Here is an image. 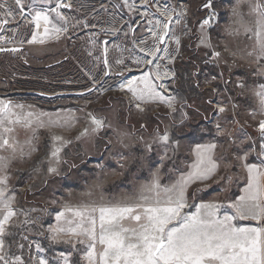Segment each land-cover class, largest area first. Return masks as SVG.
<instances>
[{
    "label": "rangeland",
    "instance_id": "obj_1",
    "mask_svg": "<svg viewBox=\"0 0 264 264\" xmlns=\"http://www.w3.org/2000/svg\"><path fill=\"white\" fill-rule=\"evenodd\" d=\"M121 1L127 12L126 20H122V29L117 24L110 23L113 41L108 45L105 57L101 49H97V36L96 40H92L97 43L96 46L93 43L90 46L91 41L84 40V46H80L76 57L68 49L59 52L54 42L49 43L48 50L38 45L55 35L45 37L44 32L42 33L43 21L39 22L40 26L37 28L33 14L35 11H45L47 8L43 5L56 0H36L35 4L32 0H24L25 7L20 9L14 6L11 17L0 9V48H8L4 53H0V100L25 105L24 111L44 113L41 118L45 122L49 118L58 119L63 125L39 129L38 151L30 158L12 162L9 169V187L16 190V206L35 209L31 216L37 223L35 226H29L30 230L26 231L29 234V242L40 244L44 251L41 252L33 246L31 264H37L41 257L47 259L49 264H63L62 260H56L54 257H58L61 252L67 254L70 248L67 244H55L65 247H57L60 250L57 249L51 256L49 250L55 246L49 239V229L60 223L56 215L63 211L65 206L96 200L98 190L91 197L85 196V193L93 190V186L102 184L106 196L130 195L140 184L150 181L157 169L162 187L176 184L182 176H187L192 170V165L196 162L197 143H216L217 156L224 154L225 150L231 154L233 149L227 141L216 137L217 123L222 126L226 124L237 138H242L241 126L253 138L259 135L257 124L264 116L257 113L253 117L249 114V111L257 106L256 97L253 95L254 86L264 82L261 78L254 77L255 59L247 56V51L253 47L254 41L243 36H228L224 31L234 19L231 15L234 0H216L213 5L219 13L218 20L206 31L211 37L215 51L221 52L220 58L215 62H207L211 60V50L200 43V24L208 15V10L203 8L206 0H148V4H145L144 0H127V4L125 0ZM8 3L13 4V0H8ZM165 4L175 6L176 12L181 9H186V12L179 23H176V13H173L169 35L164 41H158L150 30L157 31L158 35L162 34V26L157 29L156 21L165 19L160 14ZM128 5L134 7L130 9ZM105 8L106 6L100 10L104 11ZM239 11L248 13V6L242 4ZM117 14L115 12L112 16ZM99 17L103 21L105 14L100 13L97 18ZM244 19L251 18L246 15ZM4 20L7 21L6 24L2 22ZM103 23L105 25L102 27L107 29L106 24L109 23ZM214 28V31H210ZM116 29L118 31L113 33ZM104 34L103 31L96 35ZM33 35L37 36V40L29 43ZM89 35L93 37V34ZM177 38L179 44L176 43ZM154 43L160 49L167 48L168 54L158 52L159 59L148 56V51ZM60 53L67 59L58 66L52 65L61 58ZM231 53H235V59ZM147 59L153 60L152 66L146 63L137 64L138 60ZM155 64H160L162 71L164 65L175 71L176 78L172 84L167 80L162 83L166 93L176 96V113H172L162 102H142L134 98L131 92L121 89L124 80L133 76L141 77L144 71L154 70ZM237 78L245 81L243 88L236 87ZM182 84H187L186 88L191 93L190 108L183 112V116L179 114L186 108L183 103L189 99L179 98V95H182ZM139 86L143 87L142 84ZM137 103L143 111L136 108ZM233 104L238 105L235 112ZM218 107H226L227 111L218 113ZM204 111L210 112L211 116L206 123H202L205 120L200 119ZM89 114L104 118L105 127L95 134L77 140L76 137L80 136L85 128L91 129L93 126ZM233 115L238 124L232 121ZM181 119L184 120L183 124L180 123ZM195 128L204 130L197 137L201 140L196 142L189 138L193 136L192 130ZM165 131L171 136L176 133L175 140L180 141L178 148L175 145L165 148L162 143H156L158 135H163ZM50 133L60 135L72 143L63 148L61 157L64 162L59 165L57 174H47L46 163L41 164L39 170L34 172L32 169L36 167L35 164L30 166L33 160L37 158L41 161L57 146ZM19 134L21 139L25 138L23 130H19ZM201 136L203 137L200 138ZM146 143L153 144L151 151L145 149ZM165 152L168 158L161 166V158ZM249 162L260 163V159L250 157ZM228 174L234 177L230 186L224 185L223 181L219 185L215 183ZM237 176L240 177L239 180H236ZM21 177L23 180L17 184ZM245 178L243 169L233 168L228 172L222 169L206 183L189 186L188 191L191 192L196 186L204 188L211 185L197 202L215 201L230 204L243 194ZM191 202L189 197V203ZM185 211L194 212L195 208ZM224 211L231 214L235 210L221 209L222 214ZM23 219V216H19L13 223ZM244 221L252 223H243ZM253 222L255 221L250 219L234 221L237 226H255ZM80 255L82 254L73 252V262L76 257L79 259Z\"/></svg>",
    "mask_w": 264,
    "mask_h": 264
},
{
    "label": "snow or ice",
    "instance_id": "obj_2",
    "mask_svg": "<svg viewBox=\"0 0 264 264\" xmlns=\"http://www.w3.org/2000/svg\"><path fill=\"white\" fill-rule=\"evenodd\" d=\"M32 2L35 4L36 0ZM214 2L216 0H206L203 8L208 10V15L200 24L202 32L200 43L211 50V60L207 62H215L221 56V52L215 51L211 37L206 31L218 20L219 13L213 7ZM144 3L148 4V0H144ZM242 4L248 6V13L239 11ZM14 6L22 9L25 7L24 0H13V4H9L8 0L0 2V9H3L9 17L12 16ZM71 7V3L65 4L61 0L56 3L55 8L35 11L33 19L36 21V27L39 28V22L44 21V36L58 35L63 29L56 26L51 13L54 12L59 20L66 23V17L60 9ZM128 7L131 9L134 5ZM185 12L186 9L176 12L175 6L170 7L165 4L163 12L160 13L165 19L156 21L157 29L162 26V34L158 35L157 31L150 30L151 34L158 41L164 40V37L169 35V26L174 19L173 13H176L175 21L179 23ZM231 15L234 19L224 29L226 35L243 36L254 41L253 47L247 51V56L255 59L254 77L264 80V0H234ZM246 15L251 19L245 20ZM2 22L7 23L6 20ZM36 40L37 36L33 35L32 40L28 42L32 43ZM179 42L177 38L176 43ZM227 50L225 47V51ZM0 51L5 49L0 48ZM104 51L106 53L107 48ZM141 51L143 52L144 49L142 48ZM160 51L168 54L167 48L160 49L154 43L148 51V56L159 59L157 53ZM231 55L235 59V53ZM172 59L174 60L175 57ZM140 63L152 66L153 60H138L137 64ZM229 70L231 71V66ZM175 78V71L167 65L163 66L162 71L161 65L155 64L154 70L144 71L141 77L128 80L121 85V89L131 92L134 98L142 102L145 100L162 102L172 113H176L178 111L175 106L176 96L166 93L162 83L167 80L172 84ZM141 84L143 87L139 86ZM244 86L245 81L237 78L236 87ZM253 95L256 97L257 106L254 110H250L249 114L253 117L257 113L264 116V82L254 86ZM135 106L140 109L139 103ZM25 107L22 104L0 100V264H31V260L25 259L23 254L25 248L23 242L29 241V237L24 235L23 231L17 232L14 229L30 230L29 226H35L37 223L31 216L35 209L16 206V190L9 187L10 166L12 162L30 158L38 151L39 129L63 126L58 119L49 118L45 122L41 118L44 113L24 111ZM232 107L235 112L238 105L233 104ZM216 111L225 113L227 108L218 107ZM181 114L184 115L182 111ZM89 116L93 126L91 129L85 128L80 136L76 137L77 140L95 134L105 127L104 118H97L91 114ZM232 121L238 124L235 115ZM180 123L183 124L184 120L181 119ZM19 130H23L26 134L24 139L20 138ZM203 131L195 128L192 130V135L198 137ZM257 131L258 137L253 138L241 126L242 138H237L226 124L222 126L217 123L216 137H222L227 141L229 147L233 149L231 154L225 150L224 154L217 156L216 143H197L196 162L192 165V170L170 187H162L159 169L153 173L150 181L140 184L130 195L106 196L102 184L93 186V190L85 193V196L91 197L98 190L99 195L96 200L65 206L63 211L57 213L56 219L60 223L49 229V239L52 244H67L70 251L67 254L61 252L54 259L62 260L63 264H73L72 256L75 252L82 254L75 264L81 262L83 264H264V223L261 226H237L234 223L238 219L264 222V119L258 122ZM50 135L57 146L37 163L32 169L34 172L39 170L41 164L46 163L47 174H57L59 165L64 162L61 153L72 141L65 140L60 135L51 133ZM156 143H162L165 148L172 145L178 148L180 141L173 139L169 132L165 131L163 135H158ZM152 148V143L145 144L147 151H151ZM250 157L259 158L260 163H250ZM167 158L165 152L161 158V166ZM233 168L243 169L246 173L243 194L234 202L230 204L215 201L197 202L211 185H206L204 188L196 186L191 192L188 191L189 186L200 182L206 183L222 169L228 172ZM239 178L237 176L236 180ZM233 180V175L228 174L215 183L219 185L223 181L224 185L230 186ZM189 208H195V211L186 212L185 209ZM221 209L235 211L231 214L224 211L222 214ZM19 216H23L24 219L13 223ZM33 246L41 252L44 251L41 245L34 241L27 244L29 249ZM37 264H49V261L41 257Z\"/></svg>",
    "mask_w": 264,
    "mask_h": 264
},
{
    "label": "flooded vegetation",
    "instance_id": "obj_3",
    "mask_svg": "<svg viewBox=\"0 0 264 264\" xmlns=\"http://www.w3.org/2000/svg\"><path fill=\"white\" fill-rule=\"evenodd\" d=\"M58 2H61V0L45 3L46 5L43 6L47 8L46 10H48L51 8H55L56 3ZM62 2L65 4L71 3L72 5L71 8L60 9L61 13L66 17L67 22L65 23V21L59 20L54 12L51 13V16L56 26L60 27L63 30L58 35H55V37L48 38L47 41L42 42L38 45L41 46L42 49L48 50L50 48L49 43L54 42L57 45L59 52H63L64 49H68L72 52L73 56L76 57L80 52V46H84V40L91 41V46L93 43L92 40H96L97 36L99 43L97 44L94 42L93 44H95L94 46H96V44L98 45L97 49H101L103 56L105 57V54H107L109 49L108 45L111 44V41H113L112 32L110 31V23L112 22L114 24H117L118 27L122 29V27L120 26L122 24V20H126L127 12H125V6L123 2L121 0H102V2L99 0H62ZM111 2H113L114 4L112 5ZM104 6H106L105 10L101 11L100 9ZM115 12H117L118 14L117 16L113 17L112 15ZM100 13L105 14L103 21L101 17L97 18ZM104 21H107L109 23L106 24L107 29L102 27V25H105L103 23ZM44 26L45 25L43 21L42 33L44 32ZM49 28L51 29V25H49ZM103 31L106 35H96L97 33H103ZM117 31H113V33ZM90 33L93 34L92 38L89 35ZM105 48H107L106 53L104 51ZM60 54L61 58L57 62L52 63V65L58 66L59 64L65 62L67 57L62 53Z\"/></svg>",
    "mask_w": 264,
    "mask_h": 264
},
{
    "label": "trees",
    "instance_id": "obj_4",
    "mask_svg": "<svg viewBox=\"0 0 264 264\" xmlns=\"http://www.w3.org/2000/svg\"><path fill=\"white\" fill-rule=\"evenodd\" d=\"M215 30V28L213 29V30H210V31H214ZM188 85L187 84H182V85H180V89L182 90V95H179V98L181 99H189V101H186L185 103H183L184 105H186L185 107V109L182 111V113L184 112V111H186L188 108H190V106H189V104H191V93H190V91H189V89H187L186 87H187ZM181 90H179V91H181ZM177 94H179V92L177 93ZM206 97V96H205ZM204 97V98H205ZM184 108V107H183ZM179 115H181L182 116V114L180 113ZM202 118H200V119H204L205 120V122H202V123H206V122H208L209 121V119H210V112H207V111H204V114H202V115H200ZM175 126V125H174ZM173 126V127H174ZM174 134H176V133H173V135H172V138L173 139H175L176 138V135H174ZM203 136H201L200 138H202ZM205 137V136H204ZM192 141H194V142H196V141H199V140H201V139H199V138H197V137H194V136H190L189 137ZM178 139V138H177ZM44 152H45V150H44ZM47 152H48V150H47ZM46 156V153H44L43 154V157H45ZM38 157V156H37ZM39 161L37 160V158L36 159H34L33 160V162L30 164V166L32 165V164H35V166L37 165V163H38ZM168 164V163H167ZM167 169H165V171H166ZM23 180V177H21V178H19V180L17 181V184H19L20 182L19 181H22ZM43 219H45V218H43ZM42 219V220H43ZM41 220V221H42ZM45 223V222H44ZM14 231H17V232H20V231H23V234L24 235H29L28 233H27V231L26 230H23V229H14ZM29 237V236H28ZM19 237H17V239H18ZM41 241H42V239H41ZM23 242V241H22ZM23 243H25V245H27V242H23ZM28 243H30L29 241H28ZM54 246L55 247H52L50 250H49V254L51 255V256H53L54 255V253L56 252V250L57 249H59L60 248V246L61 247H65V245H55L54 244ZM57 247H59V248H57ZM31 249H29V248H27L26 246H25V248H24V250H23V254H24V256H25V259H30L31 260V263L33 262V260H32V250L30 251ZM53 250V251H52ZM60 250V249H59ZM48 251V250H47ZM17 254H19V253H17ZM78 260V258L76 257L75 259H74V264H75V262ZM34 264V263H33Z\"/></svg>",
    "mask_w": 264,
    "mask_h": 264
},
{
    "label": "crops",
    "instance_id": "obj_5",
    "mask_svg": "<svg viewBox=\"0 0 264 264\" xmlns=\"http://www.w3.org/2000/svg\"><path fill=\"white\" fill-rule=\"evenodd\" d=\"M243 223L251 224L252 222L251 221H244ZM262 223H264V222H261V221H255V222H253V224H255V226L256 225H261ZM245 226H247V225H245Z\"/></svg>",
    "mask_w": 264,
    "mask_h": 264
},
{
    "label": "bare ground",
    "instance_id": "obj_6",
    "mask_svg": "<svg viewBox=\"0 0 264 264\" xmlns=\"http://www.w3.org/2000/svg\"><path fill=\"white\" fill-rule=\"evenodd\" d=\"M164 43H165V42H164ZM136 76H137V75H136ZM132 78H134V76L131 77V78H129V79L124 80V81L121 83V85L125 84L128 80H131Z\"/></svg>",
    "mask_w": 264,
    "mask_h": 264
},
{
    "label": "water",
    "instance_id": "obj_7",
    "mask_svg": "<svg viewBox=\"0 0 264 264\" xmlns=\"http://www.w3.org/2000/svg\"><path fill=\"white\" fill-rule=\"evenodd\" d=\"M166 37H167V36L164 37V40L166 39ZM164 40H162V41H164ZM7 50H8V49H5V51H7ZM5 51H0V53H1V52H5Z\"/></svg>",
    "mask_w": 264,
    "mask_h": 264
}]
</instances>
